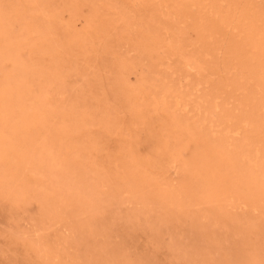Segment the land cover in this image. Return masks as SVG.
I'll use <instances>...</instances> for the list:
<instances>
[{
    "label": "bare ground",
    "instance_id": "bare-ground-1",
    "mask_svg": "<svg viewBox=\"0 0 264 264\" xmlns=\"http://www.w3.org/2000/svg\"><path fill=\"white\" fill-rule=\"evenodd\" d=\"M20 1L24 6L15 7L11 3V6L5 7L3 0H0V197L9 200L11 203L15 204L16 207L23 206L24 204L26 205L27 201L30 202V199H35L40 203L41 210L38 213L39 217L34 229L22 233L18 232V234L16 233L18 236L21 234L24 236V240H27V243L25 244L27 249L37 252L46 264H128L120 254V251L110 250L109 247L103 246V243H99L96 236H91L98 232L99 225L101 226L99 222L102 220L104 221V218H106L105 216L109 215L107 205L116 203V201H114L115 199L123 201L125 198H133V201L143 199V201L146 202L147 198L144 194H147L148 192L151 193L150 196H152L154 203L157 207H161L163 213L160 210L155 213V209L148 213L147 210L149 207L137 210L134 216L126 213L123 217L125 218V223L127 225L134 227L137 224H140V226H144L145 224L147 225V230L151 231L155 236H158L159 232L162 230V225H166V222L163 220L168 213L175 209L184 213L185 205L184 202H180L182 200L181 197L187 196L192 198L194 201H197L200 204H205L208 207L203 209V214L189 215L191 217L188 219L190 223V232L194 237L191 240L192 245L186 243L183 245L179 242L177 237L172 236L174 239L176 256L179 259L186 260L191 258L192 264L220 263L219 260L213 256L207 257L204 252H202L203 248H200V251L194 249L195 246L198 245L197 241H209V234L216 227H229L228 223L223 221V219L226 221L233 217V214L226 209L227 205L232 206L233 204L235 206L240 203L247 207L253 206L254 209H264V18L259 13L252 14L248 8H241L238 11H236L235 8L227 9V7L223 5L225 3L228 5V0H187L192 2L193 5H202L201 9L204 12H210L209 16L211 18L209 20L204 19L205 15H200L198 21H196V28L201 34L203 40L200 49L202 56H206L218 48V46L215 45V40L217 38L216 34L218 33L216 28L232 26L239 33V37L233 39L236 40V42L235 47L232 50V60L228 62V69L230 68L233 70V68H235L237 70V73H235L237 75L236 77L234 76L232 81L237 85L242 96L239 98L234 97L233 100L238 103L236 104L235 102L236 106L231 110H227L225 103L223 102L225 101L227 94H224L220 88L214 89L210 92H202L199 94L196 101L193 99L200 115L199 117L197 115L198 118L196 117V122L187 125L182 123V118L178 116V112L181 109L182 111L183 109H188V101L191 99V95L195 93V90L199 89V86L201 87L202 82L199 80L193 81L192 85L190 87H185V89H183L184 86L181 84L183 86L182 90L181 87H173L167 83L158 85L157 81L149 79V83L156 85L154 96H156L158 100L153 99L154 106H152V101H150L151 106H147L153 109H155L154 107L156 106L162 107L166 111H168L169 106L172 107V113H170V120L168 123H166L163 118L161 119L166 123V128H164L162 133L157 131L158 134L161 133V135L159 134V137H161L160 139H164L162 141L164 148L160 145L161 149L163 148L167 152L172 149L171 145L174 144H169L167 141L171 138L188 139L187 142H191V145L194 141L196 142L199 139L202 143L201 149L195 151V155L192 157L191 161L186 162L184 161L185 158H183L185 163L179 166L182 168H179V170L181 169L179 173L181 172L182 175L185 173L190 174L193 178V182L188 186L184 184L182 185L183 187L176 190L173 187L170 188L165 186L164 182L162 187L160 185L162 182H158L152 172L148 171L151 167H148L147 165L143 166L134 155V157L132 156L133 158L128 155L130 162H123L126 164L128 172L126 171L125 176L121 177L122 181L117 180L118 175L116 173L113 174L101 169V164L99 167L101 171L104 170L102 172L99 171V167H97L98 165L96 166L95 163L96 167L92 165L91 160L84 162L85 158L83 159L82 157L85 154L87 147L84 150L85 144H81L83 142L82 139H94L88 135V131L93 126H97V128L100 127L107 133L116 131L114 130L116 128L113 129V120H111L108 115H105L106 113L101 114L99 109V114L95 110L93 111V109H81L79 106L81 105L80 101L77 99L74 101L75 105H70L65 102H60L61 104H59L57 103L58 101L56 102L53 100L52 96L54 94L58 93V96L61 98L62 96H60V94H64L63 90H67L69 86L70 90L79 88V83L76 84L75 80H71L69 83V78L75 77V74H78L79 68L75 64L67 65L68 60L64 57L67 48L61 44L58 45V40L57 38L55 39L57 35L55 36L56 33L53 31L52 27L49 25L42 28L40 27L41 25L36 27L33 25L34 23L31 24L28 17H26V14L21 15L24 7L28 5V0ZM66 1L64 0L63 2L65 3ZM145 1L146 0H143L146 4ZM158 1L162 2L161 0ZM36 2L39 6L44 4L38 1ZM57 2L59 3L58 0ZM79 2L81 3L82 1ZM103 2L102 4H104ZM113 2L115 3L116 0ZM113 2H111V4ZM143 2L142 4H144ZM80 3H77V6ZM86 3L88 4V2ZM108 3L110 4V2ZM53 4H51V6ZM75 4L69 3L73 10L77 9L78 12L81 11ZM95 4H98V2L96 3L95 1ZM164 4H166V2ZM17 6L19 5L17 4ZM59 6L60 5L55 7ZM105 6L103 5V8H105ZM166 6H168V4ZM134 7L137 8L136 6ZM33 8H35V6ZM49 8L50 5L48 9ZM183 8V5H181L180 9ZM122 10L121 12H123ZM33 11L31 10L30 12ZM152 12L154 13V11ZM58 13L61 14L63 11ZM58 13H53V21H59L61 23ZM102 13H99L100 15L96 14L101 17ZM116 13H118V10ZM105 14L106 13L104 12V15ZM175 14L180 16L178 15L179 12L177 9L173 12L172 17ZM68 15L70 16L71 14ZM145 15L148 16L146 13ZM32 16L34 17V15ZM40 16L41 15L39 14V17ZM92 16L94 17L95 14H92ZM134 16L135 15L132 17ZM149 16L151 18V15ZM182 17L185 18V14H183ZM233 17L235 20L231 22V18ZM75 18L76 17H73V19ZM100 19H102V17ZM168 19L171 20L170 18ZM149 20L151 21L153 19ZM75 21H77V19ZM88 21L90 20L88 19ZM92 21L94 23L95 20ZM96 21L99 22L97 19ZM76 23L77 22H75V25L77 26ZM36 24L38 25L37 22ZM135 24H137V22H135ZM15 26H17V28ZM71 26L74 27V24H71ZM83 26H85L84 23ZM94 27H96V24ZM101 27L102 24L100 25V28ZM69 28L71 27L69 26ZM84 29L86 28L84 27ZM78 30H80V28H78ZM81 30H83L82 27ZM87 31H89V29ZM145 31L146 42H143V46L145 47V51L149 53L163 39H159L156 30L149 31L146 29ZM96 32L95 34H98ZM101 33L104 34V31ZM91 36L92 35L90 34L89 37ZM205 38L212 41L206 43L207 40L205 41ZM58 39L62 41L61 38ZM98 44L99 42L97 43V46ZM170 48L173 49V47ZM24 49H29L32 53L42 51L43 56L40 57V60H37L32 54L25 57L22 52ZM223 51L224 50H222V52ZM26 53L27 55L29 54L28 52ZM46 56L50 58L48 64H45L43 61ZM182 58V65L188 71L195 69L197 73L201 74L204 70L203 64H201L198 61L199 59L195 58V56L187 55ZM225 61L223 63H225ZM227 61L229 60L227 59ZM227 61L225 64H227ZM168 62H170V60H168ZM127 66L131 69L132 63H128ZM188 71L186 74L189 73ZM234 71L235 70H233V72ZM83 77L87 82L88 75L85 74ZM179 78H181L180 74ZM225 78L228 79V77ZM183 79L184 78H182V80ZM148 82L145 83L141 81V87L132 88L127 85L125 80V84L122 83L120 87L123 89L122 98L125 99V101L128 99L130 105L135 98L142 99V102L145 100L147 101L149 95H152L150 94V91H148L149 95H145L144 86ZM224 82L225 80L223 83ZM236 85H234V87ZM231 89H233V87ZM82 92L84 93V91ZM85 95L83 94V96ZM244 96L247 97L246 100L244 99ZM119 98L121 97L119 96ZM142 105L144 106V104ZM132 108L135 117L142 119L143 117L138 109H135L137 106L135 108L132 106ZM142 111L143 110H141V113ZM150 117L149 119L153 118V116ZM154 120L155 119H153V121ZM144 122H146L145 119ZM155 125H157V122ZM117 126L119 125L117 124ZM120 126L119 128L121 129ZM160 128L161 127H158L156 130ZM113 134L114 132H112V135ZM158 134L155 135L157 136ZM117 135L118 134H116V136ZM151 139L153 138L151 137ZM202 139H212V141H207L205 143ZM157 140L158 139H156V141ZM181 141L182 140L179 142L181 146H183V142ZM175 142L177 141L175 140ZM130 143L131 142H129V145H131ZM157 145L159 144L157 143ZM137 146L138 145H136V147ZM98 148L100 151L102 150L100 147H97L96 151ZM125 148H128V146H125ZM195 148L198 150V147L194 146V149ZM93 149L94 148L90 150ZM88 150L89 149H87V151ZM103 150L106 151L104 148ZM129 151H132L131 148ZM111 152L113 153L112 149ZM111 156L114 157L113 154ZM128 156L125 157L128 158ZM91 157L93 158V156ZM114 158L112 160H114ZM124 158H122L123 161H126ZM93 159H95V157ZM108 160L109 159L106 160L105 158V161ZM105 161L103 159V162ZM110 161L111 159L108 162ZM119 161L121 164V158ZM173 161H175V157L173 158ZM178 161L179 159L177 162ZM181 163H175V165H180ZM110 164L112 163H109V165ZM170 164L172 163L170 162ZM85 165H87V169L85 168ZM172 165H174V163ZM113 166L115 167V164H113ZM170 170L172 171V169ZM176 170L178 172V169ZM182 171L185 173H182ZM162 175L167 179L165 174ZM158 212L160 213L158 214ZM81 215H84L85 218L78 219L77 221L72 218ZM33 216L34 215H32V217ZM138 220L144 224L139 223ZM64 221L68 223L71 222L68 226L74 233L73 238H61L58 243L52 242L51 238H49L44 231L48 227L56 224V222L60 223ZM246 234H249L247 228L236 231L234 241L229 244L231 245L229 247V254L231 255V251L234 253L233 257H235V264H264V255L261 254L258 243L246 248L249 245V242L246 240ZM237 240L239 242H237ZM241 240L245 241L240 243ZM255 240L258 241L259 239ZM254 242L255 241H253V243ZM81 244H83L84 248L91 246L93 248L92 253H83L82 251L80 255L72 257L69 262L62 259L64 250L66 251L68 246L75 247ZM218 247L223 246L220 244ZM79 260H81V262H79Z\"/></svg>",
    "mask_w": 264,
    "mask_h": 264
},
{
    "label": "rangeland",
    "instance_id": "rangeland-1",
    "mask_svg": "<svg viewBox=\"0 0 264 264\" xmlns=\"http://www.w3.org/2000/svg\"><path fill=\"white\" fill-rule=\"evenodd\" d=\"M36 1L42 2L44 4L46 3V4L45 6L44 4L39 6V4ZM47 1L46 0L45 1L28 0V3H27L28 5L24 7L21 15L26 14L27 15L26 17H28V20L31 22V24L34 23L33 25H35L36 27L40 25H41L40 26L41 28L44 26L46 27L47 25L52 27L53 31L56 33L55 36L57 35V37L55 36L54 37L55 39L57 38L58 45L61 44L62 46L67 48V52L65 53V56H64L68 60L67 65L75 64L79 68L78 74H75V77L73 78H69V83L71 82V80H75L76 84L79 83L78 84L79 88L70 90V86H69L67 90L65 89L63 90L64 94L63 93L60 94V96H62L61 98L58 96L59 95L58 93L54 94L52 96L53 100L56 102L58 101L57 103L59 104L65 102L70 105H75L74 101L77 99L80 101L81 105L79 106L81 109H90V110L93 109V111L95 110L96 112H98V114H99V110L101 114L106 113L105 115H108L111 118V120H113V123H114L113 129L116 128L114 129L116 131H111L107 133L102 128L100 127L97 128V126L95 127L93 126L88 131L89 137L94 138V139H82L83 142L81 141L82 142L81 144H85V146L83 145L84 150L86 147L87 149H89L88 151L86 149V152L82 157L83 159L85 158L84 162H87V160H91L92 165L95 166L96 164V166L98 165L97 167H99L101 164L102 166L101 169H104L105 171H109L110 173H113V174L116 173L118 175L117 180L122 181L121 177L125 176L126 171L128 170L126 164H124L123 162H130V158L128 155H130L131 157L134 155L135 158L138 159L140 163H142L143 166L147 165L148 167L149 166L151 167L149 168L150 170L148 171L152 172V174L156 177L158 182H162L160 184L161 186L164 182L165 186H168L170 188L173 187L174 189L177 190L183 187L182 185L184 184H186L187 186L191 184L193 182L192 181L193 178L191 177L190 174L185 173L184 171H182V173H185L186 176L185 174L182 175L181 172L179 173V171L182 169L179 166L185 163L184 161L186 162L191 161L192 157H194L195 155V151H199L201 149V144H202L201 140L199 139L200 141L199 140L196 141L197 143L194 141L193 144L195 145L193 144L191 145V142H187L188 139L171 138L167 141L169 142V144L170 143L174 144V145H171L172 149H170L168 152L165 151V149H163L164 145L162 141L164 139H160L161 137L159 136L164 131V128H166L167 126L166 123H168V121L170 120V113H172V107L169 106L170 109L168 108V111H166L162 107L156 106L154 107L155 109H153L147 106V105L151 106L150 101H152V106H154L153 105L154 100H158L156 96H154L155 95L154 92L156 91L155 90L156 85H152V83H149L148 81L149 79H153L157 81L158 85L167 83V84L172 85L173 87H181V89L183 88V86H184L183 89H185V87H188V86L190 87L193 81L199 80L202 82L201 87L199 86V89L195 90V93L191 95V99H189L188 101V109H183V111L181 109L178 112V116L182 118V123L187 124V125H191L193 122H196L197 118L200 115L199 110L195 106V101L198 98L199 94H201L202 92H210V91H213L214 89L220 88L224 92V94H227V97H225V101H223L225 103L226 109L227 110L233 109L238 103L237 101L233 100L234 97L239 98L242 96V94H240V91L237 85L234 84V82L232 81L234 76L236 77L237 75L235 74L237 73V70L233 68V70L236 71V72L235 71L233 72L232 69L230 68L228 69L229 67L228 62L232 60V50L234 49L235 42H236V40H233V39H237L239 37L238 36L239 33L236 31V29L232 26H228L224 28H216V30L218 31L217 33L218 36L216 34L217 38L215 40V45L218 46V48L214 52L206 56H202L200 49H201V45L203 44V40L201 38V34L196 28L197 26L196 21H198V17L200 15H205L204 16L205 20H209L211 18L209 16L210 15L209 11L204 12L201 9L202 5H198V6L193 5L192 2L187 1V0H180V1L179 0H165V1L161 0L162 2L158 0L157 1L146 0L145 1L146 4L143 2V0H122V1L116 0L117 3L113 2L115 0H110V1L108 0L110 4L111 2H113L111 6L107 2V0H98V1L97 0H90V1L89 0H67L69 2L65 0L66 5L63 2L64 0H58L59 3L57 2V0H49L48 2ZM79 1H82V2L80 3ZM95 1L96 3L98 2V4H95ZM62 2L64 3V5ZM86 2H88V4L90 5H88ZM102 2L104 4H102ZM105 2H106V6H105ZM142 2L144 4H142ZM165 2L166 4H164ZM227 2H228V5L227 3L223 5L227 7V9L235 8V10L238 11L241 8H248L252 12V14L259 13L264 18V0H228ZM3 3L5 7L11 6V3L15 7L24 6V4L20 0H3ZM69 3H73V4L76 3L75 4L76 7L81 10L79 11L80 13L78 12L77 9L73 10L71 5H69ZM77 3H80L79 5L81 6L79 5L77 6ZM17 4L19 6H17ZM51 4L53 5L51 6ZM57 4L60 5L61 7L63 6L62 9L60 6H59L60 8L55 7V6H58ZM167 4L168 6H166ZM180 4L183 5L184 7L183 9H180L181 7ZM49 5H50V8L48 9ZM103 5L105 6V8H103ZM107 5L110 7H108ZM34 6L35 8H33ZM119 6H120V9H119ZM134 6H136L137 8H135ZM115 7L118 10V13H116L117 10L115 9ZM35 9L37 12L35 11ZM66 9H67V12H66ZM93 9H96V10H93ZM175 9L178 10L179 12L178 15L180 16H177V14H175L172 17V14L175 11ZM31 10L32 11L34 10V11L30 12ZM82 10L83 11L87 10V11L83 12ZM121 10L123 12H121ZM48 11L50 12V14L51 13L57 14L58 12L61 13V11H63V13L61 14L58 13L61 23L59 21L58 22L53 21L54 14L50 15ZM74 11H76L77 13ZM152 11H154V13ZM104 12L106 13L105 15H104ZM32 13H35V14H32ZM96 13L97 14L102 13L101 17L102 19L104 18L105 19L104 20L100 19L101 18L99 16L100 14L97 15ZM109 13H112V14H109ZM141 13H142V16H141ZM145 13L148 14V16L151 15V18L150 16L148 17L147 15H145ZM39 14L41 15L40 17H39ZM68 14H71V15L69 16ZM92 14L93 15L95 14V16L93 17ZM183 14H185V18L182 17ZM32 15H34V17ZM133 15L135 16L132 17ZM60 16H63V17H60ZM72 16L76 18L73 19ZM48 17H49V20H48ZM95 18L99 20V22L96 21ZM168 18H170L171 20H169ZM76 19L77 21H75ZM88 19L90 21L92 20H95V21L93 23V21L90 22L88 21ZM149 19H153V20L150 21ZM233 20H235L234 17L231 18V22H233ZM74 21L77 22L76 23L77 26L75 25ZM36 22L38 23V25L36 24ZM43 22H44V25H43ZM135 22H137V24H135ZM83 23L85 24V26H83ZM71 24L72 25L74 24V27L71 26ZM95 24H96V27H94ZM99 24L100 25L102 24V27H101L102 29H105V27L106 29L102 30ZM127 25H128V28H127ZM69 26L71 28H69ZM15 27L17 28V26ZM81 27L84 30V32L83 30H81ZM84 27L86 29H84ZM78 28H80V30H78ZM88 29L90 32L87 31ZM134 29L135 30L137 29V30L135 31ZM146 29L149 31L156 30L158 32L159 39H163L149 53L145 51L144 49L145 47L143 46V42H146L145 40V36H146L145 30ZM102 31H104V34L101 33ZM95 32L98 33L99 35L95 34ZM90 34L92 35L91 37H89ZM85 35L88 37H86ZM76 37H77V41H76ZM58 38H61L62 41L59 40ZM206 40H207L206 43H210L212 41L210 39L205 38V41ZM98 42L99 44L97 46ZM170 47H173V49ZM222 50L224 51L222 52ZM22 52L25 57H28L30 56V54H32L37 60H40V57L43 56L42 51L32 53L31 51H29V49H24ZM26 52H28L29 54L27 55ZM211 54L216 58H214ZM187 55L195 56V58H198L199 59L198 61L201 64H203L204 70L202 71L201 74L197 73L195 69H192V71L191 70L188 71L186 68L183 67L182 57L187 56ZM224 59L226 61L227 59L229 60L227 61V64H225L226 61ZM168 60H170V62H168ZM43 61L45 64H48L50 61V58L46 56ZM224 61L225 63H223ZM128 63H132L131 69H129V66H127ZM187 71L189 72L188 74H186ZM229 73L231 74V77ZM85 74L88 75L87 82L85 81L83 77ZM179 74L181 78H179ZM196 74H198L199 76ZM211 77H214V78H211ZM225 77H228L229 81ZM182 78L184 79L182 80ZM125 80H126L127 85L132 88L141 87V81L145 83L148 82L144 86V89H145V95L149 93L148 91H150V94H152L151 96L148 94L149 95L148 99L150 98L149 102H148V99L147 101L145 100L146 101L145 103V101L142 102L143 101L142 99L135 98V100L137 99L138 100L137 101L133 100L130 105L129 104L130 102L128 99L125 101V99L122 98L123 89L120 88L122 83L125 84ZM208 80L210 81L213 80V81L210 82ZM224 80L225 82L223 83ZM226 80H227L228 85L226 84ZM229 83L233 85H230ZM234 85L236 86L234 87ZM81 86L84 89H82ZM232 87L233 89H231ZM82 91H84V93ZM75 92L78 95H76ZM79 92L82 96L79 94ZM87 92H89L90 94ZM83 94L84 95L86 94V95L83 96ZM233 94H236V95H233ZM67 96L69 97V99ZM119 96L122 99L119 98ZM84 97L88 99L86 100ZM193 99L195 101H193ZM244 99L246 100L247 97L244 96ZM142 104H144V106ZM132 106L134 108L137 106V108L135 109L136 110L138 109L139 113L143 117L142 119L135 117V115L133 114ZM141 110H143L142 113H141ZM149 115L151 117L153 116V118L149 119L150 117ZM162 118L164 121H166V123H164L163 120H161ZM144 119L146 122H144ZM153 119H155L156 121L155 120L153 121ZM156 122H157V125H155ZM117 124L119 126L121 125L120 127L124 132L119 128V126H117ZM157 126L161 128L156 130V128H158ZM142 128L145 131H143ZM153 131L155 134H158L157 131L161 133H159L160 135L158 134L156 136L153 133ZM112 132H114L113 135H112ZM116 134L118 135L116 136ZM151 137L153 139H151ZM155 137L156 139H158L157 141ZM82 138H85V137H82ZM175 140L177 142H175ZM180 140H182L181 142H183V146H181L179 142ZM202 140L205 143L207 141L208 142L212 141V139H202ZM129 142H131L130 144L132 146L129 145ZM88 143L90 144L91 147L89 146ZM157 143L159 145H157ZM136 145L138 146L136 147ZM160 145L163 147L162 148L163 150L161 149ZM125 146L126 147L128 146L129 149L125 148ZM194 146L198 147V150L196 148L194 149ZM97 147H100V149H102L101 150L102 152L99 150V148L97 152L96 151ZM135 147L138 151L135 149ZM92 148L94 149L90 150ZM103 148L109 152H106L105 150H103ZM110 148L112 149L113 153L111 152ZM130 148L132 151H129ZM177 151L180 152V155H179V152ZM110 152L113 154L115 158L111 156L112 154ZM123 152L125 155L123 154ZM90 154L91 156H93V158L95 157V159H93L90 156ZM103 154L106 156H104ZM125 156L126 157L128 156V158H126ZM174 157H175V161H173ZM105 158L106 160L111 159L112 162L111 161L108 162L109 160L105 161ZM113 158L114 160H112ZM116 158H119V159H116ZM120 158L122 160L121 164L119 161ZM122 158H124L126 161H123ZM177 158L179 159L178 162H177L178 160ZM183 158H185V160ZM103 159L105 162H103ZM170 162L172 164L174 163V165L170 164ZM109 163H112V164L109 165ZM175 163H181V164L175 165ZM113 164H115V167L113 166ZM85 168L87 169V165H85ZM179 168L181 169L179 170ZM170 169H172V171ZM176 169H178V172ZM99 171L102 172L100 170V167H99ZM162 174H165V177L167 179H165L164 175ZM112 190H118V189H112ZM150 195L151 193H148V192L147 194L146 193L144 194V196L147 198L146 202H144L143 199L133 201V198L132 199L125 198L123 201H119L118 199H115L114 201H116V203L107 205L108 206L107 210L109 211L108 212L109 215L105 216L106 218H104V221L102 220L99 222L101 226L98 224L99 225L98 232L93 234L91 237L96 236L97 239L99 240L98 242L101 244L103 243V246L109 247L110 250L120 251V254L123 256V258L126 260L128 264H192L191 258L186 260V259H179L176 256V251L174 249L175 244H174V239L172 238V236L177 237L179 242H181L183 245L184 243L188 245H192L191 240L194 237L190 232V223L188 219L191 217L189 215L203 214L202 212L203 209L208 206L205 204H200L197 201H194L192 198H189L187 196H182L181 197L182 200L180 202H184V205H185L184 213H182L181 211L177 209L168 213L165 216V219L163 220L166 222V225L163 226L164 225L163 224L161 232H159L158 236H155V234L147 230V225H145L143 222L138 220V222L143 223L144 226L142 225L140 226V224H137L133 227V226L127 225L125 223V218L123 217V215H125L126 213L132 214V216H134L137 210L146 209L148 207H149L147 210L148 213L153 209H155L154 210L155 213H157L158 210L162 212L161 207H157V205L154 203L152 199V196ZM232 206L227 205L226 209H228V211H230L233 214V217L231 219H227L226 221L225 219H223L224 222L228 223L229 227L224 228V226H221V227L214 228L212 232L209 234L210 240L209 241H202V240L197 241L198 245H196L194 248L199 251H200V248H203L202 252H204V254L207 257L213 256L214 258H217L219 260L220 263L218 264H235L236 263L234 261L235 257H233L234 253L230 250L231 255L229 254V247L231 246L229 244L230 242L234 241V235L236 231H239L245 228H247L249 232V234H246L247 235L246 240L249 242V245L246 248H249L253 246L254 244L258 243L261 254L264 255V209L262 208L254 209L253 206L247 207L240 203H238L235 206L232 204ZM40 210H41L40 203L35 199H30V202L27 201L26 205L24 204L23 206L21 205L19 207H16V205L11 203L9 200H5L0 197V264H4V263L5 264H46L43 258L37 252L27 249L25 245L27 243V240H24V236H22L21 234L19 236L17 235L18 232L22 233L24 231L26 232V231H31L34 229L35 225L37 224V219L39 217L38 213ZM159 213L160 212H158V214ZM32 215L34 216L32 217ZM72 218L73 220L77 221L78 219L85 218V216L81 215V216H76ZM148 218H149V215H148ZM70 223L71 222L68 223L65 221L60 222V223L56 222V224L52 225L51 227H48L49 229L47 228L44 232L49 236V238H51L52 242H55V243H58L61 238L72 239L74 233L72 229H70L68 226ZM255 239H259V240L257 241ZM238 240L237 242H239ZM243 241L245 240H241L240 243ZM253 241L255 242L253 243ZM112 243L115 245H113ZM220 244H222L223 247H218V245ZM234 249H235V246H234ZM66 251H67V254H66ZM66 251L64 250V255L62 259L63 260L65 259L69 262L72 257H75L76 255L77 256L80 255L82 251L83 253H89V254L90 252L92 253L93 248L91 246L90 247L87 246L86 248H84L83 244H81L75 247L68 246L66 248ZM79 262H81V260H79Z\"/></svg>",
    "mask_w": 264,
    "mask_h": 264
}]
</instances>
